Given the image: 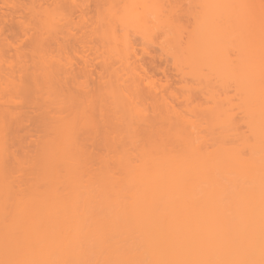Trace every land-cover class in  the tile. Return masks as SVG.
<instances>
[{
    "label": "rangeland",
    "instance_id": "rangeland-1",
    "mask_svg": "<svg viewBox=\"0 0 264 264\" xmlns=\"http://www.w3.org/2000/svg\"><path fill=\"white\" fill-rule=\"evenodd\" d=\"M25 1H28V3L30 2L29 0ZM42 1L43 0L40 1L41 3L39 0L34 1L35 4L37 2L39 5H34L33 10L36 12L32 11L34 13H32L33 17H31L29 10L27 11V9H25L28 14H24L23 10H21L22 14L26 16V19L28 16L33 18L32 22H30L31 25L29 23L30 17L27 21L26 19L24 20L25 16L22 17L23 19L21 18L25 21V26L29 23L28 26H30L31 29L28 27V30H30V33L34 31L37 33L36 35H40L37 37L43 35L46 36V39L47 36H56V39L58 36L61 40L65 34L67 35L68 33L71 35L72 31L74 33L78 32L77 35L75 34L76 38L82 36L83 33V37H85L91 44L94 43L96 46H99L97 47L99 49H94V51H98V55L95 52H91L93 49L84 52L89 55L91 54V57L96 54L95 58L98 57L95 59H98L95 61L96 63L99 60H102L106 64L108 60L111 61L110 65L112 66H107V69L112 67L115 71L119 69V72L121 67V60L120 58L118 59L119 55L122 56V58L126 57V59L128 55H132L131 57L129 56L130 58L133 57V54L135 56L137 55L139 56V59H136L138 64L151 58V56L148 57L147 53L145 54L142 52L144 51L142 50L144 48L142 45L146 42L145 40L147 37L150 40L152 37L154 41L156 40L155 43L158 42L159 44V42H161L162 45L159 44L161 48H163L161 50L165 49L166 51H160L158 46L153 44V47H151L148 43V46L151 47V51L149 49L150 54L152 52V55L156 56L155 63L158 61L156 63V68L159 70H154L156 71L155 73L151 69L155 73L152 74L155 78L157 77L158 80L160 79L161 83L167 82V79L170 81L169 87L165 88V92L168 94L170 87L171 89L175 88L178 91V87L188 80V86L193 84V86L195 85V87H197V90L199 88V91L202 90V92L205 91L207 94L210 93V96L209 94L206 95L207 99L205 98V93H201L202 95L204 94L205 101L208 100L207 96L210 98L205 102L202 99V95H196L198 92L195 87L192 86L191 91L192 88H194L197 92L196 94L194 93L195 96H197L196 99L199 98L200 100H203L200 102L195 99V102L198 101L200 103L197 102L199 108L202 106L201 110L197 108V105H192L195 107L188 106L189 109H185L187 105L184 100L181 101H184L183 104L186 106H181L186 113L184 111L179 113L180 110H183L181 109V106V108L178 109L179 111L177 110V113L181 115L176 114V112L171 114L170 111H174V109L170 110L171 108L169 105L168 107L165 105L168 109H162L160 107L162 104L161 101H159L161 103L159 106L161 110L158 108V105L155 110H153L154 108L149 109L156 104L154 100L150 99V95L148 98L150 101L154 102V104H151L152 107L148 104V108L146 104L144 105L143 101L138 102L139 106L137 105V107H135V104H132L130 98H128V94L125 95L124 93L125 91L128 93L130 90L127 92L125 89V91L122 92L127 86L123 88L120 81L121 79H117L118 77L114 78V76L118 75V71H116L117 74L113 73V79H115L113 80L110 78V76L112 77V74L108 75L109 73L107 72L109 71L106 72V68L104 67L105 72L103 71V76L106 78L109 76V81L102 79L100 82L103 83L97 84L98 81L95 77L97 74L95 73V75L92 76L96 78L97 82L91 77L94 82L86 83L88 84V87L86 85L84 86L83 83L79 84L80 79L77 80V84L82 86L81 89L86 87L85 90L83 89L82 93L80 92V86L76 85V83L75 85L79 88L76 89L79 92L75 90L76 92L73 93L70 88L71 90L69 89V91L74 94L72 97L69 94L70 92L65 90L66 88L62 91V95L64 94L65 96V94L69 92L67 96L70 95L71 97L68 96L70 100H68L69 98L66 99L70 102L68 103L71 104V107H68L69 104L67 105L63 102L64 96H61L62 98L59 96V90L58 93H53L56 91V87H52L51 83H49L53 81L48 79L49 77L51 79V76L46 75L47 77L45 80L48 79L49 81H43L48 84L41 83V80H44L42 79V73H44L46 65L48 66L46 67L48 68L46 71L50 70L49 67H53L50 73L55 70V66L59 68L63 67V69L66 67L65 60L62 64L61 61L56 62L54 59L55 57L56 59H62L64 57L63 55H61L63 57L60 55H58L60 57H57L56 54L53 55L52 53V56H55L53 58L51 55H48L52 52L50 50L55 48L53 47L56 46L55 41H57L58 45L59 40H50L51 42H49V46L46 45L47 48L45 47L44 49L42 46H45V44L42 42L43 40H46L45 38H41L42 42L40 41V43L42 45L34 43L36 41L33 39L29 42H23L26 41L24 38L28 39V37H25L26 35L24 36L23 34L19 38V40H21V38L23 39V41L21 40L23 45L21 46L19 44V40L18 44L24 49L21 51L25 52V57L23 59L20 58L18 53L20 50L14 52L17 50L16 47L12 45L14 51L12 50V47H9L10 51L8 57L10 55L13 57V53H17L18 55L16 54L15 57L19 56L20 60L14 57L11 59L10 57L8 61H5L3 60L5 56L2 55V59L0 57V239L4 237L6 239L9 238L8 241H10V232L16 223V219L13 218L15 217L14 213L16 214V208L21 204L20 202L24 200L26 201V199H29L30 197H41L58 193L64 194L65 196L70 192H74L76 189L75 192L78 193L79 196L83 195L78 198L80 203H83L82 201H84V199L90 200V202H88L89 204L86 206L83 204L85 208L88 206L90 207L87 209L99 210L100 207L101 210L107 209L110 205L109 202L112 203L113 201L114 204L115 201L119 202H116L115 205H111V207L109 206L110 208H115L114 206L118 205L120 206V204L124 202L121 206L127 204L130 209L131 205L129 203L131 199L129 198L132 196L129 197V195L132 194L128 192L129 195H125V193H127L129 189L132 193H134V191L131 189L133 187L130 186L129 183L126 185L124 182H128L129 178L138 177L140 174L139 168L148 165L153 166L154 163L152 162L151 157L155 161H163L164 158L168 156V153H170V148L174 150L173 153H175V157L180 159V161L192 160L190 164L182 167V173L177 174L180 178H200V181H213L217 182L219 185H224L237 183L253 177V173L235 168L233 161H230V156L234 157L232 155L239 153L240 157L246 161L259 162L260 160H264L263 158L261 159V156L255 151L258 147H264V139L260 138L261 136L259 135L261 131H264V43L260 44L258 42V39H264V0H100V4L97 1L98 5L95 0H75V2L74 0H57L58 2L55 0V4L53 0H44L47 5L44 4L45 2L42 3ZM181 1L182 3L178 4V2ZM28 3L26 4L30 7ZM57 3L58 5H56ZM75 3L79 4L76 8H80L81 6L83 9L85 8L84 4H86L85 12L87 14L84 13L83 15V9L81 10V8L75 9ZM40 4L41 6L43 5L45 10L43 7L42 9L40 8ZM0 5H2L1 1ZM31 8L32 3L30 9ZM37 8L38 10H36ZM1 9L5 10L6 8L3 7ZM40 9L45 12L42 13L43 11ZM81 16H84V18L86 16L85 19L88 18L91 20H89L90 22L88 21L90 24L92 23L91 27L89 26V23V28L85 26L87 24H85L84 18V20L78 21L82 18ZM15 17L18 19L17 15ZM68 22H71V24L75 22V24L73 23L74 26L78 24L77 26H80L81 28H78V30L76 29L77 27H74L75 30L69 29V27L66 29L63 28L62 25L68 26L70 24H68ZM108 23L113 25L111 27L114 30L110 29ZM93 26H97L98 34L96 33V36L99 37V40L100 37L104 35L102 37L104 41L101 46L99 45L100 42L97 38L93 41L95 37L94 33L96 32H94L95 29ZM92 27L94 30H91ZM106 27L110 30L108 31ZM81 29L82 32H80V34L79 31ZM105 31L108 33L106 34ZM30 33L28 32L29 35ZM90 33L94 37H92V35L89 36ZM75 35H71L72 38L69 37V40L73 43L75 42L73 41ZM105 35L107 36V39L105 38ZM34 37L35 36H33V38ZM12 38L13 37L11 36V39ZM180 39L181 41H178ZM142 40L145 42L143 43ZM150 40L148 42L152 41ZM97 41L98 45L96 44ZM134 41L136 43H134ZM16 42L14 44H17ZM27 43H33L32 45L36 47L35 55L37 56L33 55V57L31 54L35 60L37 59L36 61L33 60V58V61H31V56H29L30 49H27L29 46ZM71 43L68 45L69 47H72L75 44L74 46L78 49V53L83 54V50L81 49L84 48L79 46V39L77 44L72 43L73 45H71ZM129 43L132 44V46H135L137 54L136 52H132L133 54L131 52V54H129V51L127 52L129 47H131L128 46ZM18 44L17 49L20 48ZM103 44H105V47ZM150 44L152 45V43ZM50 45H52V49H49ZM39 46H41V48ZM72 48L73 52L77 54L74 51L75 48ZM72 48L70 50H72ZM56 49H58V47ZM103 49H106V52H104ZM125 49L126 51H124ZM225 49H227V56H220V52ZM66 50L67 48L65 51ZM100 51L104 54V57L103 54H99ZM63 52L64 51L61 53ZM70 52L71 51H69L68 54ZM73 52H71V54ZM123 53H126L125 56ZM158 53H160V55L162 54V59L159 57L160 55ZM165 53H168L167 55L169 56ZM143 55H146V57ZM176 55L178 57H176ZM21 56L24 55L22 54ZM49 56L57 63L56 65L54 64L55 66L51 64L54 61L51 62L48 58ZM43 57L46 58V63L44 62L45 58ZM77 57L78 55L76 58ZM134 57L132 58L133 60ZM179 57H182L183 59L181 58V60ZM79 58L80 57L77 59ZM132 59L130 61H132ZM91 60L94 62L93 59ZM80 62L82 61L80 60L79 65L77 63L76 67L74 66L76 71L80 68L79 66H82L80 64L84 65V63ZM178 62L179 64H183L182 67L181 65L179 66L181 67L180 69L182 72H184L185 69L186 73H184L186 81L184 79L180 80L182 72L181 74L179 72L180 70L177 72L176 66L178 64L176 63ZM96 63L95 66H92V69L95 67L93 73L102 68L101 66V68L98 67L100 64L99 62V64ZM173 63L175 64L173 65ZM96 65H98V69ZM18 66L26 72L25 75L21 73L22 76L27 75L28 77V75L32 74L29 72H32L34 69H36V71L38 70V76L36 73L34 75L37 77L34 78L32 75L33 79H31V77L27 78L23 76L22 84H24V86L19 87L18 76L20 78L21 74L18 72ZM115 67L119 68L116 69ZM81 68L78 71H80ZM113 70L110 71L112 72ZM41 71L43 72L40 73ZM45 74H47V72H45ZM186 77H188V79ZM80 78L81 81H83V77L81 76ZM87 78L85 77L84 80H91L89 79L90 76ZM28 79L33 81L35 79L36 82H34L37 85ZM114 81L120 83L119 85L122 86H119L121 90ZM53 83H56V81ZM34 84L36 86H34ZM127 84L129 83L127 82ZM75 87H73V89ZM36 89H38V91ZM211 94L214 96L213 98L211 97ZM259 96L262 97L259 98ZM144 98L145 97L143 96V99ZM168 98L172 102V98ZM140 99L141 98H139V100ZM139 100L137 99V101ZM156 100L158 101L159 99L156 98ZM193 100L194 98L192 101ZM174 101L176 103L175 99ZM203 102L205 103L204 106L201 105ZM206 104L208 106H206ZM60 105H66L67 108L64 109V106L63 108H60ZM144 106H146L150 112L148 110L146 112ZM165 106L162 105L163 108ZM176 106H179L178 103ZM176 106L173 108H179ZM190 107H192L191 110ZM203 107H207V109H204ZM195 108L197 110H195ZM151 110L153 111L151 112ZM189 110H194V112L190 113ZM66 113H69L71 116ZM85 113L90 114V116L92 115L94 123H92L93 125L82 127L79 134H77L78 131H74L75 134H77V136H75L76 138H74L76 141H74L78 144L75 147L76 151L74 149L75 142L73 141L74 146L72 145V149L75 150L73 153L75 154L76 161L78 160V162H76L78 165L76 164V169L74 168V173L77 171V176L75 175L77 182H71L74 184L73 187L71 186L72 184L68 183L69 181L67 184L66 181L61 182V180L64 179V174H66L65 172H67V170L61 169V166H59V169L61 170L58 172V169L55 168L56 164L59 161H62V149L65 148V135H63V128H61L63 123L60 122L62 116L60 117L61 119H59L60 121L58 119L56 121V117L60 116L59 114H66L67 116H70V118L73 117V115H75L74 117H81L82 114ZM147 113L149 116L145 119L144 115ZM166 113L167 115H165ZM183 113L184 115H182ZM53 115L56 116L55 119ZM66 115L64 116V119L67 117ZM113 115L116 117L123 116V119H125L123 121L125 122L130 121V127L136 132L131 131L134 134L136 133V135H129H132L133 138L135 137L134 139H131V136L126 137L127 139L125 141H128L125 143L122 138H125L127 134L121 137V135L118 136L114 132L116 118H114ZM168 115L169 117H167ZM101 116H105V118L101 119ZM77 120L79 121V118H77ZM77 126L76 130L80 128H77ZM147 126L150 127V130H148L149 128ZM92 127L93 129H91ZM130 127H128V129H130ZM121 128H123V124ZM113 135H117L121 138H117L118 140L116 139L115 141L117 142H115L113 139L114 137H112ZM121 140L123 145H115V143H120ZM91 141L94 143L92 144ZM112 141L115 143H112ZM112 144H114L115 147ZM168 158L169 156L166 159ZM211 163L216 164L217 166L212 168L210 167ZM191 164L198 167L195 172L192 171ZM156 174L157 177L161 179L166 177V174L163 173V171L157 172ZM202 186L204 185L202 184ZM72 187L75 189L73 190ZM117 190L118 192H116ZM225 191L228 194H234L235 188ZM71 194L72 193L68 194V196ZM120 195L124 196L121 197ZM198 195H202V192ZM68 196L66 195V197ZM128 199L129 202L127 201ZM80 203L79 206L83 207ZM102 203L105 205H101ZM19 207L22 208V205ZM126 207L127 206H124L123 208ZM3 213H5V215ZM12 220H15V222L11 229V223H13L11 222ZM7 225L10 226V231L7 230L9 228ZM1 229L2 231L6 230L5 235L3 233V236L1 234ZM6 235L8 236L5 237ZM1 241L2 240H0V243ZM7 244L10 245V243ZM8 247V256L10 257L11 250L10 246Z\"/></svg>",
    "mask_w": 264,
    "mask_h": 264
},
{
    "label": "bare ground",
    "instance_id": "bare-ground-1",
    "mask_svg": "<svg viewBox=\"0 0 264 264\" xmlns=\"http://www.w3.org/2000/svg\"><path fill=\"white\" fill-rule=\"evenodd\" d=\"M0 1L2 2V5H0V9L3 7L6 8L5 10L1 9V11H0V51H1L0 57H1V59H2V55L5 56V58L3 57L4 58L3 60L8 61V59H10L11 55L8 57L9 51H10L9 47H12V46L16 47L17 51H14L13 47H12V50L14 52H18L19 50L20 51L24 50L23 48H21V46L23 45V43H22L23 39L21 38L22 41L19 40V38L23 34H24V36L26 35L25 37H28V39L24 38V40H26V41H23V42H29L30 40L33 39L34 41H36V42L33 41L34 43H38V44L42 45L40 43L41 38L46 39V36L41 35V37H37L40 35L39 34L36 35L37 33L34 31L32 33H30V30H28V27H30L28 25L30 22H32V19H33V18H31V17H33L32 13L35 11V10H33L34 5H36V4L39 5V3L36 2V4H35V2H34L37 0H29L30 1L29 3H28V1L26 2L25 0H0ZM23 1L28 3L30 5V7H31V3H32V8L30 9V7L26 3H24ZM40 1L41 0H39V2ZM45 1H47V0H45ZM45 1L43 0L42 3H44ZM58 1H60V0H58ZM76 1H78V0H76ZM95 1H96L97 5H98V2H99V4L101 2L100 0H95ZM53 2L55 4V0H53ZM74 2H75V0H74ZM179 3L181 4L182 1L178 2V4ZM44 4H46V2ZM75 4H76L75 9L81 8V6H80V8H76L77 5H79V4L78 3H75ZM56 5H58V3ZM84 5H85V8H84L85 10L83 8H81V10L82 9L84 10V11L82 10L83 15H84V13L87 14L85 12L86 11V4H84ZM176 5H174V6H176ZM42 7H43V5L41 6V4H40L41 9H42ZM25 9H27V11L29 10V12L31 13V17L27 15L28 16L27 19L30 17L29 23L27 26H25L26 23L24 20L26 19V16L24 14H28V13H26L27 11ZM43 9H44V7H43ZM21 10H23L24 14H22ZM36 10H38V8ZM49 10H50V6H49ZM41 11H43V10H41ZM44 12L45 11H43L42 13H44ZM16 15H17L18 19H16V17H15ZM23 16H25L24 20H22ZM83 18H84V16L81 19H79L78 21L84 20L86 18V16L84 19ZM27 19H26V21H27ZM87 19H85V24H87V25H85L86 27H88V25L90 24L89 22L91 21L90 19H88V20ZM73 23L75 24V22H73ZM73 23L71 24V22H68V24H69L68 26H64V25H62V26L65 29L69 27V29H74V30L76 27H77L76 28L77 30H78V28L79 29L81 28L80 26H77L78 24L76 26H74ZM91 24L89 25L90 27H91ZM108 24L110 25V29H113L111 27L113 25H111L110 23H108ZM30 25H31V23H30ZM70 25H71V27H70ZM93 27L91 28V30L93 29ZM183 27H184V25H183ZM29 29H31V27ZM94 29H93L94 32L96 31L95 33L93 31L87 29L90 32L95 34L94 35L95 37L91 33L89 34V36L92 35V37H94L93 41L96 38H97V40H99V37L96 36L97 26H95ZM110 29L107 28L108 31ZM70 31H72V30H70ZM28 32L30 33L31 36L28 34ZM80 32H82V29L79 31V33ZM73 33L74 32L72 31L71 35H75V34L77 35L78 32L77 33L75 32L74 34ZM105 33L107 34L108 32L105 31ZM110 33H112V32H110ZM71 35L68 33H67V35L66 34L64 36L62 35L63 36L62 40L59 39V37L57 36V39L59 40L58 45H57V41H55V40H57L56 36H53V37L51 36L52 38L50 36H47V39H46L47 41L46 40L45 41L43 40V42L41 41L42 43L45 44V46H42V47H44V49H45L46 45L49 46V42H51L50 40L55 41L56 46H53V47H55L54 48L55 51H54V49L50 50L52 52L49 53L48 55H51L52 58L55 57V56H52V53H53V55L56 54L57 57H60L61 55H63L64 57L61 56V57H63L62 58L63 60L61 58H60L61 60L59 58L56 59V57L54 59L56 60V62L61 61L62 64H63V62L66 61L65 62L66 67L64 69H63V67L59 68V67L55 66L57 63L54 61V59H52L49 56L48 57L49 60H51V62L54 61L51 64H53V65L55 64L54 65L55 70H53L52 73H50L53 67L52 68L49 67L50 70L46 71V69H48V68H46V67H48L46 65V67L44 68L45 69L44 73H42L43 71L40 72V73H42V76H43L42 79H44V80H41V83L43 81H47L48 79L50 81L53 80L52 82H49V83H51L52 87L53 86H54V88L56 87L55 88L56 91H54L53 93H58V90H59L58 94L60 97L64 96V94L62 95V91L65 88H66L65 90H67V91H69V89L71 88L72 92L75 93L76 92L75 90L79 89L76 85H79L81 83H83L84 86L85 85L87 86L88 84H86V83L94 82V80L96 81V78L98 81V82L96 81L97 84H102L103 82H100V81H102V79L108 80L109 76H108V78L103 76L104 72H105L104 67L106 68V72L109 71V72H107V73H109L108 75L112 74V77L110 76V78H112V79H113V73L117 74L116 71H118V75L114 76V78L118 77L117 79H119V80L121 79L120 81L122 83L121 85L123 86V88L125 86H127V88L125 87L124 90H122V92H124L125 89L127 90V92L130 90L128 93H126V91L124 93H125V95L128 94L127 95L128 98H130V101L132 102V104L133 103L135 104V107H137V105L139 104L138 102H142V101H143L144 105L145 104L147 105V107H148V104L150 107H152L151 104H154V102L150 101V99H151V100H154L156 104H154L152 108L148 107L149 109L154 108L153 110H155V109H157V105H158V108L161 107L162 109L166 110V108L169 105L171 108L170 110L174 109V111L169 110L171 112V114L173 112H176V114H179V113L184 111V109L182 107L183 105L184 106L187 105L186 106L187 108L185 107V109H189L188 106H192V105L198 106V104H197L198 101L195 102V99L197 97V96H195V94L197 92L198 93L196 95H198V96L202 95L201 93H205V98H206V95H208V94L210 96V93L207 94V92H205V91L204 92H202V90L199 91V88L197 90L196 89L197 87H195V85L193 86V84H191V85L189 84L190 86H188V83H187L188 80L187 81L185 80V73H186L185 69H184L185 73L182 72V70L180 68L183 66V64H179V62L176 63V64H178L177 66L175 65L177 72L179 70H180L179 71L180 74L182 72L180 80L184 79L186 82L178 87L180 91L179 90L177 91L175 88L171 89V87H170L168 94L165 92V90H166L165 88L169 87L170 81L167 79V82L161 83L160 79L158 80L157 77L156 78L154 77V75L152 73H154V72L156 73V71H154V70L158 69V68H156V66H157L156 63L158 61L155 63V57L156 56L152 55V52L150 54L151 47H153V44H155V46H158L160 51H165V49L161 50V49H163L160 46V45H162L161 42H159L160 45L158 44V42L155 43L156 40L154 41V39H152V37H151L152 41L148 37L145 40L146 42L143 41L145 37L142 40L143 43L145 42L144 44L142 43L143 44L142 47L144 46V48L142 50H144L145 52L144 51H142V52L145 54L147 53L148 57L151 56V58L146 59L147 61L143 60L144 62H140L139 64L137 63L138 61L136 60L139 56H137V55L135 56L132 53V52H136V54H137V51H136L137 49L135 48V46H132V44H130V43H129L130 45L128 44V46H131V47H129V50H127V52L129 51L128 53L129 54L132 53L133 57L134 56L135 57L133 60L132 59L133 57L130 58L132 55L130 56L127 54L128 55L127 59H126V57L122 58V56H120V55L118 56V59L120 58V60H121V64H120L121 65V67H120L121 73H120L119 69H118L119 67H115L116 69H118L116 71H115V69L113 70L112 67L110 69H107V66L108 67L112 66V65H110L111 61L108 60L107 64H106L105 62H103L101 60L102 61V65H101L100 60L98 61L100 64L98 62L97 63L95 62L98 60V59L95 60L96 58H98V57L95 58L96 54L92 55V57H91L90 56L91 54L89 55V54H86L84 52V51H90L93 49L91 52L97 53L98 51L96 52V51H94V49H96V50L99 49V48H97L99 46H96L94 43L91 44L85 37H83V33H82V36L79 35L80 37H77V38L75 35L74 40H73V41H75L74 43L77 44L78 39H79V42H80V43H78V44H80L79 46H81V48L85 49V50L81 49V50H83V54L82 53L79 54L78 53L79 51H77L78 49L74 46L75 44L71 40H69V37L72 38ZM11 36L14 39L13 38L11 39ZM33 36H35L36 38L35 37L33 38ZM103 36H101L100 40H99L100 46L104 41L102 38ZM16 37H18V38H16ZM106 37L107 36L105 35V38ZM188 37H189V35H188ZM38 38H39V40H38ZM180 38H183V37H180ZM257 38H260V37H257ZM188 39H190V38H188ZM188 39H187V41H188ZM18 40H19V42H20L19 44L21 46L18 44ZM149 40L151 42H148ZM258 40H259L258 42L260 44L264 43V39H258ZM178 41H181V39ZM15 42L20 46V48L17 49V44H14ZM189 42H190V40H189ZM70 43H71V45H73L72 47L75 48L74 51L77 54H75L73 52V48L71 46L70 47L68 46V45H70ZM134 43H136V42L134 41ZM148 43H149V46H151V47L148 46ZM150 43H152V45ZM30 44L31 43H27V45H29L27 47V49L28 48L30 49V50L28 49L29 53H30V55H29V53H28V55L31 56V54H32V56H33V55H35V50H36L35 48L36 47H34V45H32L33 43L31 45ZM96 44L98 45V41L96 42ZM52 45H50L49 49L53 48ZM103 45L105 47V44H103ZM39 47L41 48V46H39ZM57 47H58V49H56ZM68 47H69V49H68ZM66 48H67V50L65 51ZM71 48H72V50H70ZM86 48L89 50H87ZM27 49H25V50H27ZM133 49H135V50H133ZM149 49H150V51H149ZM61 50L64 51L65 53L67 52L66 54L63 52L66 56L63 53H61L62 52ZM105 50H104V52H106ZM131 50H133V51H131ZM152 50H153V48H152ZM20 51L18 52L19 56H20V58L23 59L25 57V52H23V51L20 52ZM33 51H34V53H33ZM69 51L73 52L75 55L72 53L74 55L73 56L71 54V52L68 54ZM124 51H126V49ZM5 52H7V53H5ZM1 53H3V54H1ZM100 53H101V51L99 52V54ZM16 54L17 53H13L14 56L13 55L12 56L14 58L20 60L19 56L15 57ZM22 54L24 56H21ZM101 54H103V53H101ZM125 54L123 53L124 56H125ZM158 54L160 55V53H158ZM227 54H228L227 49L222 50L220 52V56H223V57L227 56ZM58 55H60V56H58ZM77 55H78V57H80L79 59H77L78 57L76 58ZM97 55H98V53H97ZM156 55H157V52H156ZM163 55H164V53H163ZM169 55H170V53H169ZM169 55H167V56H169ZM32 56L30 57L31 61L35 60L33 58L34 56L33 57ZM35 56H37V55H35ZM93 56H94V58H93ZM143 56L146 57V55H143ZM13 57H11V59H13ZM46 57H47V55H46ZM103 57H104V54H103ZM159 57L162 59L163 58L162 54ZM176 57H178V56L176 55ZM32 58H33V60H32ZM43 58H45V57H43ZM91 59H93L94 62ZM131 59H132V61H130ZM180 59H179V61H180ZM80 60L82 61L80 63H84V65L80 64V65H82V66H79L80 68L82 67L81 70L78 71L80 68L77 67L78 69L76 68L77 69V71H76L74 66L76 67L77 63L79 65ZM35 61H34V65H35ZM44 62L46 63V58H45ZM95 63L99 64V66L96 65V67L101 66L102 68L100 67L101 70H96V72L93 73L95 67H94V69H92V66H95ZM174 64L175 63H173V65ZM32 65H33V63H32ZM179 65H181V67ZM153 66L155 67V69ZM98 67H97V69H98ZM18 69H19L18 72L20 74L21 73H23L24 75L26 74L25 70L23 71L22 68L19 67ZM110 70H113V71L111 72ZM129 70H131V71H129ZM37 71H36V69H34V70H32V72H29L32 74L28 75V77H27V75L26 76L23 75V76L27 77V78L31 77V79H33V76H34V78L38 76ZM126 71L129 73H127ZM45 72H47V74H45ZM48 72H49V74H48ZM35 73L37 76L34 75ZM79 73H81V74H79ZM95 73L97 74V76L95 75ZM130 73L132 74V76ZM174 73H176V72H174ZM44 74H45V77H44ZM116 74H114V75H116ZM129 74H130V76H129ZM46 75L51 76V79L48 76L49 78L45 80V78L47 77ZM92 75H95L96 78L93 77ZM23 76H22V74H21L20 78L18 76L19 87L24 86V84H22L23 78H24ZM79 76L83 77L82 78L83 81H81V78ZM88 76H90L89 79H91V77H93L92 79H94V80H92V79L90 81H88L86 79L84 80V78L85 77L87 78ZM186 76H187V74H186ZM76 77L77 78L79 77V78L77 79ZM131 77H133V78H131ZM172 77H174V76H172ZM130 78H131V81H130ZM186 78L188 79V77H186ZM31 79H28V80L33 81ZM77 80H79V84H77L78 83ZM113 80H115V79H113ZM34 81L36 82L35 79H34ZM34 81L32 83H35ZM55 81H56V83H53ZM47 82H43V83L48 84ZM114 82L116 83V81H114ZM127 82L129 84H127ZM181 82H184V81H181ZM75 83H76V85H75ZM35 84H34V86L37 85V84L36 85ZM116 84L118 85V87L119 86L122 87L121 85H119L120 83H116ZM51 86H49V87H51ZM174 86H175V84H174ZM192 86L195 87L197 92L194 88H192V91H193V93H192V91H191ZM73 87H75V88L73 89ZM81 87L82 86H80V92L82 93L83 89L85 90L86 87H84L83 89H81ZM120 87H119V89L121 90ZM35 88H38V87H35ZM172 88H173V86H172ZM36 90L38 91V89H36ZM36 90H35V92H36ZM261 91L263 93L262 88H261ZM69 92H67V94ZM77 92H79V91L77 90ZM51 93H52V91H51ZM73 93H71V92L69 93L71 95V97L74 95ZM67 94H65L63 102H65L68 105L70 102L67 101L66 99L69 98L70 95H68L69 96L68 97ZM149 95H150V99L148 98ZM143 96L145 97L144 99H146V100L143 99ZM202 96H201V98H202ZM209 96H207L208 100L210 98ZM168 97L172 98V102H171V100H169ZM192 97L194 98L193 101L195 103L192 101V99H193ZM211 97L213 98L214 96H212V94H211ZM261 97L262 96H259V98H261ZM70 98L68 100H70ZM139 98H141V99L139 100ZM156 98L159 100L157 101ZM205 98L203 96L202 99L205 101L207 99V98L206 99ZM137 99L139 101H137ZM174 99L176 100V103H175ZM147 100H148V102H147ZM181 100L186 101L185 102L186 105L183 104L184 101H181ZM196 100H199L200 102L203 101V100L201 101L199 98H197ZM145 101H146V103H145ZM159 101H161L162 104ZM177 101H180V102H177ZM207 101H205V102H207ZM177 103L179 106H176ZM192 103H194V104H192ZM160 104H161V106H160ZM204 104H205L204 102L201 103V105H203V106H204ZM69 105H68V107H71V104H69ZM162 105L163 106L167 105V107L165 106L163 108ZM61 106L62 105H60V108H63L64 105L62 107ZM175 106L179 107V108H177V109L173 108ZM195 106H192V107H195ZM206 106H208V105L206 104ZM144 107L146 108V112H147V110L149 111V109L146 106H144ZM192 107H190V110L192 109ZM201 107L202 106H200V108H199V106H198L197 108H199L201 110L202 109ZM65 108H67L66 105L64 106V109ZM161 108H160V110H161ZM180 108L183 110L179 111L178 109H180ZM204 109H207V107H205ZM153 110H151V112ZM177 110L179 111V113H177L178 112ZM195 110H197V109L195 108ZM187 112H188V110H187ZM191 112H194V110L190 111V113ZM148 113L146 114L147 116L144 115L145 119H147V117L149 116ZM167 113H168V110H167ZM167 113L165 115H167ZM59 115L60 116H57V117L54 115L53 116H54V119L56 117V121H57V119L58 120L61 118L63 119V120L61 119V121L60 120L59 121L61 123H63L61 128H63V135H65V148L62 149V155H61L62 161H59L56 164L55 168L58 169V172H60L61 169H66L67 172H65L66 174H64V179H62L61 182L66 181V184H67V182L69 181L68 183L72 184L71 183L72 181L77 182L75 179V177L77 176L76 175L77 171H76V173H74V168L76 169V164L78 165V163H76V162H78V160L76 161L75 154L73 153V151L76 150L75 147L77 146L78 143L76 144V142H75L76 140L74 138H76L75 136H77V134H79L80 129L82 127H85L88 125H93L92 123H94V122L92 120L93 119L92 115L90 116V114H87V113L82 114V116L80 115L81 117H74L75 115H73V117H71V118H70L71 115L68 113L67 115H70V116L66 115L67 117L65 119H64L65 115H61V114H59ZM101 115H103V114H101ZM179 115H181V114H179ZM182 115H184V113ZM113 116H114V118H116L114 132L118 136L121 135V137L125 136L127 134L125 136V138L124 137L122 138V140L124 139L123 142L127 139L126 137L131 136V139H134L135 137L133 138V136H135L136 133L134 134V133H132V131L133 132H136V131H134L133 128L130 127V121H128V122L123 121V120H125V119H123V116H117V117L115 115H113ZM167 117H169V115ZM171 117H172V115H171ZM173 117H175V116H173ZM77 118H79V121L77 120ZM104 118H105V116H101V119H104ZM125 123L127 124V126ZM122 124H123V128H121ZM77 125H80V126H77ZM76 126H77V128L78 127H80V128H78L76 130ZM125 127H126V129H125ZM128 127H130V129H128ZM147 127L149 129L148 128H146V129L150 130V127L149 126H147ZM91 129H93V127ZM91 129H89V130H91ZM123 129H125V130H123ZM167 129H168V127H167ZM74 131L75 132L78 131V133L75 134ZM81 131H83V130H81ZM129 134H132L133 136L129 135ZM117 135L112 136V137H114L113 138L114 141L117 138H121V137H118ZM259 135L261 136L260 138L264 139V131H261V133H259ZM122 140L120 143H115L117 141H115V142L112 141V143H115V145H117V144L123 145ZM73 141L75 142V146L73 144L74 143ZM127 141H125V143ZM93 143L94 142H92V144ZM72 145L74 146L75 150L72 149ZM112 145H114V144H112ZM115 145H114V147H115ZM162 150H164V149H162ZM255 151L257 152V154H259L261 156V159L262 158L264 159V147H258ZM173 152H174V150L170 148V153H168L169 158L166 159L168 157L167 156L161 162L155 161L151 157V160L154 163L153 166L148 165V166H143L142 168H139L140 174L138 177L129 178L128 182L127 181L124 182V184H126V185L129 183L130 186L133 187L131 189H133V191H134V193H132V191L130 189L129 190L127 189L128 191H127V193H125V195L126 194L129 195V193L132 194V195H129V197L132 196L131 198H129V199H131V201L129 203L131 205L130 209H129L127 204L121 206V204H123L124 202L121 203L120 206L118 205V206H114L115 208H110L111 205H115L116 202H119V201H115V204H114L113 200H112L113 201L112 203L109 202L110 207L109 206L107 207V205H106L107 209L101 210V207L99 208V210L87 209L89 206L87 208H85L84 205L86 206L87 204H89L88 202H90V200L84 199V201H82L83 203H80L78 198L82 197L83 195L79 196L78 193L75 192L76 189L73 188L74 184H72L71 186H73L72 188H73V190L75 189V191L70 192L72 194L69 196H68V194H70V193L66 194L68 197H66V195L64 196V194L58 193V194L45 195V196H41V197H30L29 199L27 198L26 201L24 200V201L20 202L21 203L20 205H22V208L19 207L20 205L18 206V208H16V211H15L16 214L14 213L15 217H13L16 219V223H15V226L13 229H12V227H13L15 220L11 221L13 223H11L12 231L10 232V236H9L10 241H8L9 238L6 239V238L2 237L3 233L5 235L6 230L2 231V229H1V231H2L1 237L3 239L2 238L0 239V240H2L0 243V264H264V160H260L259 162L258 161L257 162L256 161H246L240 157L239 153L232 155L234 157L230 156V161H233V165L235 168H238L241 171L251 172L254 175L250 179H245V180H242V181L237 182V183H230V184H224V185L220 184L219 185L217 182H213V181H200L201 180L200 178H194V179L180 178L177 174L182 173V171H183L182 167L190 164L192 162V160L180 161V159L175 157V153H173ZM59 166H61L60 167L61 169H59ZM191 166H192L193 172H195L198 168L194 164H191ZM216 166H217L216 164H212V163L210 164V167H212V168H214ZM160 171H163V173L166 174V177H164L162 179L158 178L156 173L160 172ZM63 172H64V170H63ZM186 177H189V176H186ZM202 184L204 186H202ZM79 187H80V185H79ZM124 188H126V187H124ZM218 188H220V189H218ZM233 188H235L234 194L226 193L225 190H230ZM116 192H118V190ZM200 192H202V195L199 196L198 194ZM120 196L122 197L124 195H120ZM120 196H119V198H120ZM125 197H127V196H125ZM129 199L127 200L128 202H129ZM123 200H124V198H123ZM79 203L82 205L84 204L83 207L79 206ZM101 205H105V204L102 203ZM124 206H127V207L123 208ZM94 207H96V206H94ZM102 207H104V206H102ZM119 207H121V208H119ZM3 214L5 215V213H3ZM3 219H5V218H3ZM8 227L9 228L7 230L10 229V226H8ZM5 229H6V227H5ZM7 236L8 235H6L5 237H7ZM11 237H12V239H11ZM7 243H10V245ZM8 246H10V250H11L10 257L8 256V248H9Z\"/></svg>",
    "mask_w": 264,
    "mask_h": 264
}]
</instances>
